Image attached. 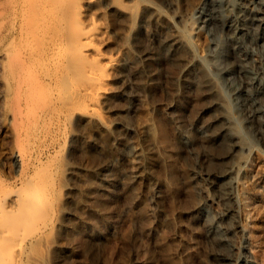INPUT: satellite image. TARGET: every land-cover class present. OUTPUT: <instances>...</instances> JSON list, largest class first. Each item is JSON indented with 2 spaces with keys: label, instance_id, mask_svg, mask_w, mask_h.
<instances>
[{
  "label": "rangeland",
  "instance_id": "rangeland-1",
  "mask_svg": "<svg viewBox=\"0 0 264 264\" xmlns=\"http://www.w3.org/2000/svg\"><path fill=\"white\" fill-rule=\"evenodd\" d=\"M81 1L0 0V189L23 195L31 181L53 209L26 264H250L237 226L251 228L254 209L256 218L264 214V176L249 200L237 172L257 173V158L264 167V0H223L231 27L192 31L182 15L199 1L209 15L210 1L85 0L78 16ZM80 24L98 35L80 46L88 61L96 62L97 48L112 57L107 81L90 79L75 56ZM173 35L181 42L169 51ZM58 41L67 43L61 79L58 52L43 70L13 60ZM221 54L219 66L207 63ZM28 71L43 83L40 109L29 105ZM100 86L105 98L80 100L85 87ZM214 101L224 108L202 112ZM214 116H239L241 124L213 141L201 126ZM232 168L231 178L211 185ZM219 221L225 233L215 235Z\"/></svg>",
  "mask_w": 264,
  "mask_h": 264
},
{
  "label": "bare ground",
  "instance_id": "bare-ground-1",
  "mask_svg": "<svg viewBox=\"0 0 264 264\" xmlns=\"http://www.w3.org/2000/svg\"><path fill=\"white\" fill-rule=\"evenodd\" d=\"M85 0H82L79 5V14L81 16L84 13L83 7L85 6ZM87 1V0H86ZM211 2L210 13L207 15L205 13V2L199 1L188 13L182 15V20L184 23V27L189 30L198 29L199 25L201 24H209L213 28H225L228 25L231 27L230 17L221 15L220 12V5L222 4L223 0H205ZM257 4H262V0H253ZM225 2V1H224ZM229 2V1H228ZM39 10L43 11V7H39ZM45 11V10H44ZM222 11V10H221ZM44 13V12H43ZM47 13V12H46ZM223 14V12H222ZM259 12H254V16L257 17ZM223 16V19H222ZM49 17V15H47ZM196 23L194 22V19ZM261 23L264 25V17L261 19ZM28 38H31L34 34V30L32 28H28L26 30ZM93 37H98L97 34L92 33V31L85 25L80 24L76 34L72 39V45L75 49V56L80 58V62L85 66L87 75L90 79L96 80L95 82L100 83L102 80L107 81L108 76L111 74V70L114 66H112L113 60L112 57L106 56L102 54L100 48L96 49L95 55H97L95 61L96 62H89L87 59V54H85L82 50H80V46L92 42ZM264 41V35H263ZM181 39L178 36H171L167 39L166 48L169 51L174 49L179 43ZM66 42L65 41H58L53 43L52 45H48L46 47H40L39 49L31 50L30 52L24 53V55H18L13 60L15 63H21L22 70L27 68L25 64L30 62L32 63H40V68L45 62V58L49 55H54L58 52L56 59L59 58L58 62H56L57 66V79H61L63 76H67L63 71V65L66 50ZM78 51H77V50ZM65 58V59H64ZM210 59V58H209ZM206 60V59H205ZM223 60V55H218L217 57H213L210 61L214 66H219ZM206 63V62H205ZM44 68L42 67L41 70ZM20 69V65H18L14 70H12V76L19 77V74L22 72ZM229 72V70H225ZM27 76L33 77V74L28 71ZM253 79V78H252ZM210 81V79H209ZM254 81V79H253ZM207 82V81H206ZM42 81L38 76H35L31 79L29 83L25 82V85L29 86L28 94H29V105L33 109H40L38 105L39 101V94L41 92L40 88L42 87ZM22 87V84L18 82L17 89L19 90ZM261 89H264V83L261 84ZM214 86L209 87V91H213ZM35 94L38 96L35 98ZM80 100L86 99L90 97L93 103H97L100 97L105 98L107 95V90L103 87H85L82 91L79 92ZM90 100V102H91ZM221 101V100H220ZM220 101L211 102L202 112L206 110L213 111V108L216 107H223L225 102L221 103ZM227 103V102H226ZM230 104V103H229ZM232 104V103H231ZM224 105V106H223ZM234 106V105H233ZM229 107V106H227ZM88 109H92L96 111L94 104L88 105ZM232 110V109H231ZM90 112V111H89ZM240 116V115H239ZM237 118H230L226 116H214L208 121L204 122V125L201 126L203 135H209L213 139V141H225L228 137L227 135L231 134L230 128L234 124H241L240 120L241 117ZM32 123H37V120L31 121ZM236 148H240L241 150H246V147H241L239 144L235 145ZM237 149V150H238ZM15 157V156H14ZM16 163L22 161L23 163V156L18 154L15 157ZM255 167L258 168L257 173H253V171H245L241 172L239 170L237 172V178L243 179L244 185L248 191V198L249 200L252 199L255 193H258L260 190V180L264 176V167L263 163L260 158L254 160ZM22 169L24 167V163L21 165ZM234 174L233 168L227 169L220 173V177L212 178L211 185L216 186V180L231 178ZM253 179V181H249ZM29 182V181H28ZM27 186L26 191L23 195L18 194L14 197L11 196L10 198L6 195L5 191L3 192L0 189V264H26L31 259L29 253V245L34 244L40 237L45 234V231L49 228V223L52 220L53 212L51 210L52 206L51 203H42L35 195H33L32 190L35 189V184L30 181ZM34 186V187H33ZM32 187L33 189H30ZM226 195L222 193L220 197V201H226ZM50 206V207H47ZM232 210L226 209V213H230ZM256 211L253 210L251 213V218H253L251 228L248 227L250 223L240 224L237 226L240 231L244 232L245 239H246V246L244 247V254L250 258V264H264V214L258 219L256 218ZM220 222V223H219ZM215 222L213 225L215 235H219L220 233L224 232L221 228V221ZM227 231V230H226ZM261 233L262 236H258V233ZM45 236V235H44ZM226 260H230L231 257H225Z\"/></svg>",
  "mask_w": 264,
  "mask_h": 264
}]
</instances>
